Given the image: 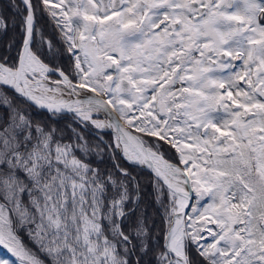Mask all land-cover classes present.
I'll list each match as a JSON object with an SVG mask.
<instances>
[{"label":"snow or ice","instance_id":"1","mask_svg":"<svg viewBox=\"0 0 264 264\" xmlns=\"http://www.w3.org/2000/svg\"><path fill=\"white\" fill-rule=\"evenodd\" d=\"M9 25L0 264H264V0H0Z\"/></svg>","mask_w":264,"mask_h":264},{"label":"trees","instance_id":"2","mask_svg":"<svg viewBox=\"0 0 264 264\" xmlns=\"http://www.w3.org/2000/svg\"><path fill=\"white\" fill-rule=\"evenodd\" d=\"M19 2V0H17ZM21 38L20 35V29L19 26L13 28L11 25H9L7 31H0V57L5 55H14L15 54V48H13L11 51L8 49V45L11 43L18 44L19 40ZM11 94V93H10ZM34 115H36L35 109H33ZM42 115H46V113H41ZM39 118V116H37ZM68 122L71 123V117L67 116L65 117L64 121H61V125L63 123ZM75 127H79L78 125H74ZM81 131H85L84 129H80ZM69 136L71 133H68ZM104 135V133H102ZM85 136L89 139V141H95V136L91 135L89 132H85ZM106 139H110V135H105ZM87 162L92 163L94 167H98L101 169H112L113 164L112 161L105 156L103 158L102 162H98L95 155H92ZM121 163L125 167H129L127 162L121 160ZM133 175L137 177L138 180H140V186H141V201H140V208L137 209V214H139L140 210H144V215L147 218L146 222L149 225L150 229V235L151 237H154L156 241L159 243V248L162 251L163 250V229L165 227L163 216L161 215L162 210L159 208L157 203L154 200L153 197V190L150 184V172L136 167V166H130ZM133 205L129 204L128 207L131 208ZM136 217L132 216L128 223H134ZM155 247V245H153ZM3 250L0 249V252ZM192 257L196 260H200V264H203L202 259H200L196 253L195 249L192 250L191 253ZM151 261V264H155V258L152 253H149V256L147 257Z\"/></svg>","mask_w":264,"mask_h":264},{"label":"flooded vegetation","instance_id":"3","mask_svg":"<svg viewBox=\"0 0 264 264\" xmlns=\"http://www.w3.org/2000/svg\"><path fill=\"white\" fill-rule=\"evenodd\" d=\"M41 25L43 27V30H44L45 35L49 39H51L53 41V43H56L57 42L58 31L52 26V22L49 21V19L47 18V16H45L41 20ZM57 46H59V45H57Z\"/></svg>","mask_w":264,"mask_h":264},{"label":"water","instance_id":"4","mask_svg":"<svg viewBox=\"0 0 264 264\" xmlns=\"http://www.w3.org/2000/svg\"><path fill=\"white\" fill-rule=\"evenodd\" d=\"M101 135H103L102 133H101ZM106 139V138H105ZM143 169H145V170H147L146 168H143ZM147 171H149V170H147ZM164 243V242H163Z\"/></svg>","mask_w":264,"mask_h":264},{"label":"rangeland","instance_id":"5","mask_svg":"<svg viewBox=\"0 0 264 264\" xmlns=\"http://www.w3.org/2000/svg\"><path fill=\"white\" fill-rule=\"evenodd\" d=\"M57 78V77H56ZM143 169V168H142Z\"/></svg>","mask_w":264,"mask_h":264}]
</instances>
